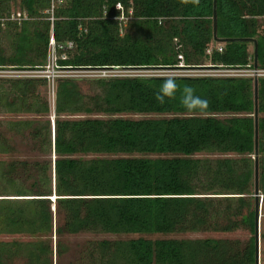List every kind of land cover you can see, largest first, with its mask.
Returning <instances> with one entry per match:
<instances>
[{"label": "trees", "instance_id": "16d2710c", "mask_svg": "<svg viewBox=\"0 0 264 264\" xmlns=\"http://www.w3.org/2000/svg\"><path fill=\"white\" fill-rule=\"evenodd\" d=\"M116 4L125 20L118 19ZM50 5L51 0H0V17L15 6L28 15L19 25H5L0 68L43 66L50 27L57 43H73L72 55L59 63L74 68H175L178 54L192 68H253L252 43L213 42L212 0H53L51 12ZM216 37L253 39L256 69L264 70V0H216ZM256 79L263 214L259 240L264 255V78ZM168 81L175 83L174 89ZM80 84L89 92L83 93ZM45 87L42 79H0V114L37 117L0 121V154L12 151L7 135L26 132L22 135L31 148L49 155L44 161L0 163V178L12 193L0 192V234L54 233L59 256L61 236L84 232L151 236L244 231L245 241L103 240L88 247L83 260L254 264L253 78L58 80L52 134L48 120H38L49 114L39 91ZM201 153L237 156L195 157ZM19 180L29 185L16 187ZM52 255L51 241L0 242V264L18 259L52 264Z\"/></svg>", "mask_w": 264, "mask_h": 264}, {"label": "rangeland", "instance_id": "374dc122", "mask_svg": "<svg viewBox=\"0 0 264 264\" xmlns=\"http://www.w3.org/2000/svg\"><path fill=\"white\" fill-rule=\"evenodd\" d=\"M15 10H18L17 7H13ZM2 33L0 34V39H3ZM205 66V65H203ZM207 66V65H206ZM211 68H201V69H178V70H171L165 71L161 69H99V70H80L79 72H73L72 75H77L79 80H85V79H94V77H103V78H111V77H120V76H128V77H134V76H163L165 74L167 75H195V76H208L213 74L211 72ZM229 74V73H228ZM243 77L246 78H252L249 73V69H244L238 72ZM5 75V74H4ZM7 75H19V74H7ZM25 75V73H23ZM105 76V77H104ZM4 79V78H0ZM80 90L83 93H88V88L84 84H80ZM40 95L45 97L48 105H49V114L45 117L38 118L40 121H47L50 123V129L52 134V121L54 120L53 117V109L51 106V96L49 94V90L47 87L40 88ZM54 107V106H53ZM100 117V115H93L92 117ZM122 117L132 118V119H139L141 116H133V115H123ZM220 118L222 116L219 115ZM71 118H80V116H73ZM32 121L37 120V117L33 115H1L0 114V121ZM27 135L26 132L19 133L18 135H7L9 137V140L12 145V151L9 154H0V163L2 166L4 164L8 163L12 160H26L29 162L33 161H44L49 159L48 153L44 154L39 151H35L32 149L31 142L24 138L23 135ZM27 137V136H26ZM237 155L234 154H227V155H221V154H208V153H201L195 155L197 158H224V157H231L234 158ZM76 158H88L91 156H81L77 155ZM29 185V181L27 180H19L16 182L15 186L22 187L25 189ZM5 187V188H4ZM5 191L7 194L9 193L10 189L4 181L0 178V192ZM9 199H15L13 197H8ZM54 198V197H53ZM52 198V199H53ZM1 199V198H0ZM259 200H261L259 198ZM51 203V213L53 216V223L55 224L56 219L55 218V211L53 208V201L50 200ZM263 219V214L261 213L260 208V226ZM54 228V227H53ZM261 229V227H260ZM147 238V239H162V238H170V239H198V238H227V239H239L241 241H245L248 237V234L244 231H236L233 233H183V234H172V235H151V236H138V235H114V234H106V233H92V232H84L79 233L75 235H63L59 238L60 244L63 247V250L61 251V254L59 256H56L55 253V244H56V237L54 233L47 236H29L27 234H0V242H20V243H33L35 241H51V245L53 248V255H52V264H85L84 260L86 257V250L88 247H92L95 243L98 241H115V240H126L131 238ZM262 245V244H260ZM259 263L264 264V255L260 253L259 257ZM11 264H23V261L16 260Z\"/></svg>", "mask_w": 264, "mask_h": 264}, {"label": "built area", "instance_id": "2783aa9c", "mask_svg": "<svg viewBox=\"0 0 264 264\" xmlns=\"http://www.w3.org/2000/svg\"><path fill=\"white\" fill-rule=\"evenodd\" d=\"M59 3V2H58ZM131 5V1L129 2ZM116 10L119 11V20H125V17L123 16V9L120 4L115 5ZM53 9V0H51V5H50V12ZM128 15H131V8L129 7L128 9ZM28 19V15L25 12H21L19 10H15V8H11L9 12H7L5 15L0 17V34L2 33L3 29L5 28V25L7 23H15L19 25L22 21H25ZM49 21L52 22L53 18H49ZM176 43V40H174ZM180 46L177 44L176 49H178ZM74 50V45L71 41H66L63 43H57L53 37L52 33V27H50V32H49V38H48V43H47V48H46V62L43 66L38 67L36 69H17L13 67H3L0 68V78L4 79H23V78H31V79H42L46 82V87L49 90V94L51 96L52 102L51 106L52 109H54V89H55V84L58 80H63V79H77V75H72L71 73L73 72H79L80 70H99V69H121L117 67H112V68H84V67H70V66H65L61 65L59 62L60 61H65L67 60L70 55H72V52ZM221 50V47H218V51ZM209 52V50H208ZM177 65L175 68H165L161 69L165 71H171V70H178V69H201V68H192L189 66H186L183 64L182 56L180 54L177 55ZM210 65H205V67H209ZM204 67V66H202ZM211 72L213 74L208 75V76H195V75H161V76H134V77H189V78H195V77H243L238 72L244 69H233V68H227V69H222V68H213L210 66ZM249 69L250 76L252 78H259L263 77L264 78V70H257L254 68H245ZM25 73V75H23ZM229 73V74H228ZM5 74V75H4ZM7 74H19V75H7ZM105 77V76H104ZM120 77H128V76H120ZM97 78H103V77H94V79ZM113 78V77H111ZM54 111V110H53ZM53 117H54V112H53ZM53 123V121H52Z\"/></svg>", "mask_w": 264, "mask_h": 264}, {"label": "water", "instance_id": "95a60500", "mask_svg": "<svg viewBox=\"0 0 264 264\" xmlns=\"http://www.w3.org/2000/svg\"><path fill=\"white\" fill-rule=\"evenodd\" d=\"M212 40L214 43H229V42H247L252 43L253 62L252 66L254 69L257 67V51L256 42L253 39H223L220 40L216 37V0H212ZM210 67V66H209ZM208 67V68H209ZM194 68H206L205 66H198ZM253 121H254V148H253V161H254V188H253V201H254V264L259 263L260 257V208L261 200L258 197V168H257V157H258V140H257V79L253 78Z\"/></svg>", "mask_w": 264, "mask_h": 264}, {"label": "clouds", "instance_id": "9594fccd", "mask_svg": "<svg viewBox=\"0 0 264 264\" xmlns=\"http://www.w3.org/2000/svg\"><path fill=\"white\" fill-rule=\"evenodd\" d=\"M167 83H168L169 87H171L173 89L175 88V83L173 81H168ZM161 99H162V97H161Z\"/></svg>", "mask_w": 264, "mask_h": 264}, {"label": "bare ground", "instance_id": "6f19581e", "mask_svg": "<svg viewBox=\"0 0 264 264\" xmlns=\"http://www.w3.org/2000/svg\"><path fill=\"white\" fill-rule=\"evenodd\" d=\"M53 198V197H52Z\"/></svg>", "mask_w": 264, "mask_h": 264}, {"label": "crops", "instance_id": "0c3cea01", "mask_svg": "<svg viewBox=\"0 0 264 264\" xmlns=\"http://www.w3.org/2000/svg\"><path fill=\"white\" fill-rule=\"evenodd\" d=\"M52 199V198H51Z\"/></svg>", "mask_w": 264, "mask_h": 264}]
</instances>
